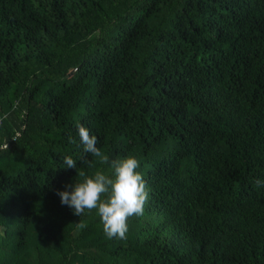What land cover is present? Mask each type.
<instances>
[{"label":"trees","instance_id":"16d2710c","mask_svg":"<svg viewBox=\"0 0 264 264\" xmlns=\"http://www.w3.org/2000/svg\"><path fill=\"white\" fill-rule=\"evenodd\" d=\"M78 124L140 162L126 239L57 195L111 175ZM257 180L264 0H0V264H264Z\"/></svg>","mask_w":264,"mask_h":264},{"label":"clouds","instance_id":"9594fccd","mask_svg":"<svg viewBox=\"0 0 264 264\" xmlns=\"http://www.w3.org/2000/svg\"><path fill=\"white\" fill-rule=\"evenodd\" d=\"M80 143L84 153L97 158L102 165H109L111 175L103 171H96L93 176H87L84 171L77 172L83 177L82 181L68 185L71 191H61L62 205L73 209V214L81 217L85 211H97L103 225V232L108 239H126L128 221L132 217L144 215L145 205L149 199V190L140 171V162L135 157L117 158L110 160L101 149L97 147L98 138L81 124L77 125ZM69 143H76L69 136ZM93 166L91 161H86ZM67 168L76 169L77 163L71 156L64 158ZM257 186L264 182L257 180ZM78 228L86 227L82 221L76 224Z\"/></svg>","mask_w":264,"mask_h":264},{"label":"rangeland","instance_id":"374dc122","mask_svg":"<svg viewBox=\"0 0 264 264\" xmlns=\"http://www.w3.org/2000/svg\"><path fill=\"white\" fill-rule=\"evenodd\" d=\"M4 147V146H3Z\"/></svg>","mask_w":264,"mask_h":264}]
</instances>
